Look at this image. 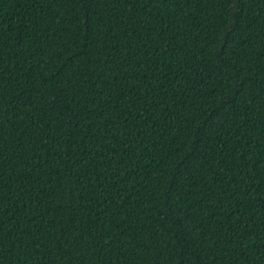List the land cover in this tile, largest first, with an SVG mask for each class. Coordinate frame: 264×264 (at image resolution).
<instances>
[{
  "label": "trees",
  "instance_id": "obj_1",
  "mask_svg": "<svg viewBox=\"0 0 264 264\" xmlns=\"http://www.w3.org/2000/svg\"><path fill=\"white\" fill-rule=\"evenodd\" d=\"M0 264H264V0H0Z\"/></svg>",
  "mask_w": 264,
  "mask_h": 264
}]
</instances>
